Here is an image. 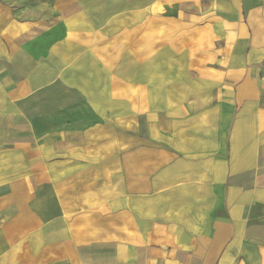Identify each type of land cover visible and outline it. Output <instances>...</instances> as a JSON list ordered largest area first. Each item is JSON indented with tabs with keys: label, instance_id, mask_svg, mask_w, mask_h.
<instances>
[{
	"label": "crops",
	"instance_id": "1",
	"mask_svg": "<svg viewBox=\"0 0 264 264\" xmlns=\"http://www.w3.org/2000/svg\"><path fill=\"white\" fill-rule=\"evenodd\" d=\"M0 264H264V0H0Z\"/></svg>",
	"mask_w": 264,
	"mask_h": 264
}]
</instances>
